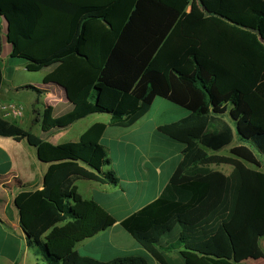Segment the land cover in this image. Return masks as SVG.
<instances>
[{
  "label": "trees",
  "instance_id": "trees-1",
  "mask_svg": "<svg viewBox=\"0 0 264 264\" xmlns=\"http://www.w3.org/2000/svg\"><path fill=\"white\" fill-rule=\"evenodd\" d=\"M3 21L10 56L22 59L28 72H45L42 83L57 85L66 99L44 109L39 136L0 117L1 137L26 142L48 164L41 189L14 197L27 244L42 254L37 264H148L138 256L101 262L74 250L115 224L73 185L79 179L118 183L111 171H101L108 164L99 145L106 124H93L77 142L53 145L46 138L94 114L128 127L155 97L190 112L158 128L183 146L182 158L161 196L120 226L160 264L168 251L183 264H241L260 254L262 3L233 13L207 12L200 0H0V35ZM235 135L239 144L229 156L214 154Z\"/></svg>",
  "mask_w": 264,
  "mask_h": 264
},
{
  "label": "crops",
  "instance_id": "crops-1",
  "mask_svg": "<svg viewBox=\"0 0 264 264\" xmlns=\"http://www.w3.org/2000/svg\"><path fill=\"white\" fill-rule=\"evenodd\" d=\"M200 1L207 12L220 9L240 13L256 3L264 5V0ZM6 31V23L3 21L0 57L5 52L11 61L16 60L10 56L11 45L6 41ZM22 62L25 68V63ZM0 70L1 95L4 83V70L1 66ZM44 74L46 75L45 72ZM40 91L28 128L22 126L35 136L41 134L40 122L44 109H54L66 102L63 89L57 85L42 83ZM58 113L60 110H57ZM189 114V111L167 99L155 97L148 110L128 127L107 125V115L94 114L47 136L46 141L53 145L77 142L93 124H106L99 144L107 153L108 164L101 171H111L118 183L108 185L79 179L73 185L81 198L97 203L114 218L115 224L77 243L74 247L76 253L101 262L138 256L145 258L148 264H160L137 245L131 235L120 226V222L161 196L181 161L183 146L160 134L158 128L182 120ZM9 121L17 124L18 120ZM72 129L74 132L71 134L69 131ZM235 139L236 135L233 142ZM47 168L48 164L40 162L36 150L26 142H16L12 138L0 136V264H37L42 259L40 250L27 244L14 197L20 191L41 189ZM230 172L231 170L223 174L229 175ZM164 258L166 264H183L175 251L164 252ZM241 264H264V237L260 240V254L248 256Z\"/></svg>",
  "mask_w": 264,
  "mask_h": 264
},
{
  "label": "rangeland",
  "instance_id": "rangeland-1",
  "mask_svg": "<svg viewBox=\"0 0 264 264\" xmlns=\"http://www.w3.org/2000/svg\"><path fill=\"white\" fill-rule=\"evenodd\" d=\"M0 66L4 70V83L1 89L0 103L2 102H15L20 104L23 109V117L17 121L21 128H28L29 119L32 116V109L36 106L35 101L38 99L39 94L31 89H24L25 86H30L34 89L41 90L42 80L44 78V72H28L23 66L22 59L10 60L9 56L3 52L0 57ZM225 118L228 120L227 116ZM23 126V127H22ZM75 128V127H74ZM72 129L69 133L72 134ZM73 136H75L73 134ZM65 143V142H63ZM238 139H235L232 144L221 151L214 153L222 156H229V149L235 145H238ZM100 145V144H99ZM258 159L262 165V171H264V156L258 155ZM252 167V166H250ZM209 169L220 171L222 173H228L231 168L229 166H208Z\"/></svg>",
  "mask_w": 264,
  "mask_h": 264
},
{
  "label": "built area",
  "instance_id": "built-area-1",
  "mask_svg": "<svg viewBox=\"0 0 264 264\" xmlns=\"http://www.w3.org/2000/svg\"><path fill=\"white\" fill-rule=\"evenodd\" d=\"M23 107L15 102L0 103V117L6 120H19L23 117Z\"/></svg>",
  "mask_w": 264,
  "mask_h": 264
}]
</instances>
